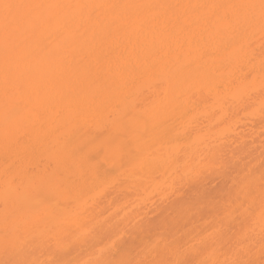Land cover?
<instances>
[{"label": "bare ground", "instance_id": "1", "mask_svg": "<svg viewBox=\"0 0 264 264\" xmlns=\"http://www.w3.org/2000/svg\"><path fill=\"white\" fill-rule=\"evenodd\" d=\"M9 3L0 264H264L260 0Z\"/></svg>", "mask_w": 264, "mask_h": 264}, {"label": "snow or ice", "instance_id": "2", "mask_svg": "<svg viewBox=\"0 0 264 264\" xmlns=\"http://www.w3.org/2000/svg\"><path fill=\"white\" fill-rule=\"evenodd\" d=\"M0 7H3L6 10H10L13 8L19 9V8H33V7H38L37 5H32V4H23V3H9V4H3L0 5ZM262 16H264V0H260V5ZM5 20L7 21V16L5 17ZM179 264H186V262H179Z\"/></svg>", "mask_w": 264, "mask_h": 264}]
</instances>
